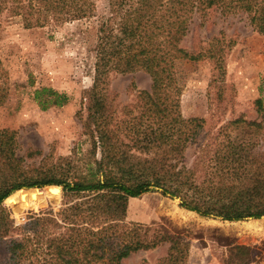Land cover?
<instances>
[{"label": "trees", "instance_id": "trees-1", "mask_svg": "<svg viewBox=\"0 0 264 264\" xmlns=\"http://www.w3.org/2000/svg\"><path fill=\"white\" fill-rule=\"evenodd\" d=\"M108 3V12L96 29L92 84L84 97L87 117L82 126L92 138V150L100 151L94 165L88 164L91 178L29 176V171L44 174L52 168L25 167L22 161L27 156L17 155L14 132L0 129V244L5 251L0 264L29 260L38 264H120L131 253L153 248L163 240L168 241L166 254L154 264H185L188 241L179 235L148 237L144 224L126 221L128 199L147 191L178 197L180 206L201 216L226 220L264 217V150L236 152L231 141L224 139L214 142V148L200 145V154L187 166L185 149L196 141L203 119L172 117L169 106L170 89L176 81L175 61L215 56L209 47L189 51L180 45L193 12L201 16L208 9L221 15L242 12L264 34V0ZM93 10L91 0H0V20L2 13L15 15L24 27L57 26L90 16ZM136 70L145 71L151 84L149 90L137 93L139 112L125 126L130 136L127 143L111 136L116 131L112 133L108 124L107 80L111 73ZM3 72L0 67V98L6 93ZM33 98L45 108L63 105L68 95L42 87L33 91ZM256 103L262 112L260 100ZM132 148L146 156L130 152ZM204 151L209 154L205 156ZM50 184L61 185L62 202L57 210L28 211L22 222L3 225L12 219L4 202L11 203L15 214L37 208L47 200L43 191L51 197L58 194L47 186L23 187Z\"/></svg>", "mask_w": 264, "mask_h": 264}, {"label": "rangeland", "instance_id": "rangeland-1", "mask_svg": "<svg viewBox=\"0 0 264 264\" xmlns=\"http://www.w3.org/2000/svg\"><path fill=\"white\" fill-rule=\"evenodd\" d=\"M91 1L92 15L57 26L24 27L18 16L1 15L0 67L6 93L0 98V129L14 132L17 155L27 156L22 161L25 167L52 168L44 174L29 171L31 177L89 179L88 164L94 165L100 156L98 148L92 150V138L82 122L87 117L85 91L93 78L96 29L108 12L109 0ZM180 45L189 51L209 47L215 55L175 61L176 81L169 98L172 117L203 119L201 132L185 149L183 162L190 166L200 154V145L207 144L209 149L224 139L231 141L236 152L264 150V34L253 28L245 13L221 15L208 9L204 16L193 12ZM150 84L143 70L108 76V124L112 133L116 131L111 136L130 143L125 126L139 112L138 91L149 90ZM42 87L66 93L67 101L42 108L33 98V91ZM252 122L261 125L254 127ZM130 152L146 156L133 148ZM205 152L207 156L209 151ZM43 195L47 198L43 205L18 214L11 203L4 202L12 219L3 225L22 222L28 211L57 210L61 205V193L51 197L43 191ZM125 219L144 224L148 237L179 235L188 241L185 264H264V217L201 216L180 206L178 197L153 190L128 199ZM167 246L163 240L153 248L131 253L120 264H154L166 254ZM4 258L0 244V259Z\"/></svg>", "mask_w": 264, "mask_h": 264}, {"label": "water", "instance_id": "water-1", "mask_svg": "<svg viewBox=\"0 0 264 264\" xmlns=\"http://www.w3.org/2000/svg\"><path fill=\"white\" fill-rule=\"evenodd\" d=\"M47 187L52 190V191H56V193L59 195L61 193V185H57V184H50V185H47ZM24 189H29V188H40V187H37V186H34V187H23ZM23 188H19V189H23ZM17 190V189H16ZM15 191V190H14ZM12 193V192H11ZM7 197V196H6ZM4 199V198H3ZM2 200V199H1ZM0 200V201H1ZM1 224V223H0Z\"/></svg>", "mask_w": 264, "mask_h": 264}]
</instances>
